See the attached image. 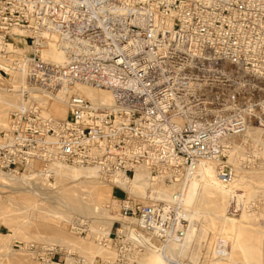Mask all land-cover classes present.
<instances>
[{"label": "built area", "instance_id": "1", "mask_svg": "<svg viewBox=\"0 0 264 264\" xmlns=\"http://www.w3.org/2000/svg\"><path fill=\"white\" fill-rule=\"evenodd\" d=\"M52 45L62 62L45 57ZM0 76L20 79L0 131L1 172H31L35 163L51 176L65 164L109 182L143 171L184 185L167 203L114 180L126 220L104 241L114 257L26 244L36 264H134L142 238L177 262L170 251L190 226L176 209L186 176L207 163L233 180L235 142L255 126L264 132V0H0ZM78 85L105 89L112 102H94ZM61 96L65 118L52 111Z\"/></svg>", "mask_w": 264, "mask_h": 264}, {"label": "rangeland", "instance_id": "2", "mask_svg": "<svg viewBox=\"0 0 264 264\" xmlns=\"http://www.w3.org/2000/svg\"><path fill=\"white\" fill-rule=\"evenodd\" d=\"M0 83L4 86L10 84L8 80H4L2 77ZM14 109L11 107H0V131L8 126V117ZM53 113L59 117L54 111ZM245 139L240 138L235 142L236 157H234V162L231 160L236 169L235 177L231 182L237 181L238 191L232 192L228 190L226 194H208L201 201L200 192H198L199 188L196 186L197 190L193 195L185 202L179 204L178 208H180L182 213L186 212L188 215H195L194 222L198 225L197 235L194 236V241L192 240L188 248L182 251L179 248L180 246L174 245V249H177V251H170L183 263L264 264V181L261 182L250 177L252 171H264V142L255 149L256 142L247 139L244 144ZM36 166L38 169L40 168V164H36ZM38 169L32 172H39L37 171ZM28 172L30 171L21 170L19 175L29 174ZM55 175V173H52L51 176H44L45 178L38 181L35 184L36 186L32 184L29 187V184H25L21 185L22 187L19 186L21 189L19 187L16 188L17 186H0V258L14 249L17 252L29 251L26 245L29 243L50 244L46 241L48 238L53 240L63 232L71 240L66 242H70L75 246L74 252L91 259V252L108 239L114 224L110 226L105 224L104 219L96 217L97 214H92V217H94L90 218L91 215L79 213L83 208H86V210L91 209L90 205L93 204V201L87 197L81 203V201L78 202V197L73 195L66 205L60 199L61 197L57 196L58 193L55 192V185L58 184V179ZM99 180L104 181V183L108 182L103 178H99ZM163 184L171 186L167 183ZM105 185L107 187L108 184H101V186ZM31 187H35L34 192H41L42 194H28L27 190L32 189ZM112 189L116 196L123 195L121 190ZM146 192V189H139L131 194L135 197L153 199ZM236 198H242L240 210L233 205ZM12 200L13 202L17 201L19 204L17 202L13 203ZM108 200L111 202V197H108ZM138 200L143 204L152 202L148 199ZM113 204L114 206L110 209L111 212L118 214L119 221H124L118 213V207L115 206L116 203ZM60 210L65 215H63L65 220L61 219L60 221L51 222L49 213ZM187 220L190 224L191 220L189 218ZM46 225H53L57 229L56 235H53L54 238L49 236L46 239V234L44 233ZM91 226H93V230ZM104 229H109L106 235L105 232L103 233ZM58 230L62 231H59L60 235ZM42 236L43 238L45 237L46 242L42 239ZM77 242L85 243L78 244ZM55 246L63 247L61 243H56ZM158 251L165 256L160 250ZM142 254H147L146 248L139 252L134 264H141L139 260Z\"/></svg>", "mask_w": 264, "mask_h": 264}, {"label": "bare ground", "instance_id": "3", "mask_svg": "<svg viewBox=\"0 0 264 264\" xmlns=\"http://www.w3.org/2000/svg\"><path fill=\"white\" fill-rule=\"evenodd\" d=\"M44 55L47 59H51L56 62H62L64 58L61 50L54 45L46 49L44 51ZM0 82H1V77H0ZM10 83H11V86H8V85L4 86L0 83V107L15 108L18 105L19 95H20L19 94L20 79L17 77H14L10 80ZM77 89L79 93L85 95L86 97H88L94 102H103L106 104H110L112 102L111 93L105 89H96V88H93L90 86H84V85H78ZM66 101H67L66 96H61L60 99H58L55 103L52 104V111H54L61 118H65L67 116L68 108H67ZM263 134H264L263 130L258 126L257 127L255 126L248 131V133L246 134V136H244V138H246V140L249 139L250 141L251 139L252 141L256 142V145H255V149H256V147L258 148V146H260V144L264 142ZM235 149H233L230 153V159L233 162L235 161L234 157H236V152H237V150ZM259 149L261 148L259 147ZM31 166H36V164L32 163ZM52 169H53V172L56 174L55 176L58 179V184L55 185V189H56L55 192L58 193L57 196L58 197L60 196L61 197L60 199L64 201L66 205L68 204V201L70 200V198H72L73 195L74 196L76 195L78 197L77 198L78 202L81 201V203L84 199H86V197L91 199L93 201V204L90 205L91 209L89 208L90 210H86V208H83L82 210L79 211V213L81 212V213L87 214L88 216L91 215L90 218L94 217V216L92 217V214H97L96 217L104 219L105 224L109 226L113 225L116 221H119L118 214L117 215L113 214L110 210L114 206L113 203H115V199L113 197V191H112L113 190L112 183L115 182L116 180L119 181L120 184L126 189H128L131 193L133 191H138L139 189H146L147 191L146 193L149 197H152L154 200H165L167 203L170 201H173L172 199L173 191L180 187L179 185L178 186L177 185L167 186V185H164L162 182L161 183L152 182L151 179L148 178V176L143 171H137L135 176L130 179L118 177L114 179L115 181L114 180L112 182L108 181L106 182L108 184L106 187V185L101 186V184H106V183H104V181L99 180V178L101 177L97 173V171H95L94 169L70 166V165H65V164H54ZM31 172H28L29 174L26 173V174L19 175L20 173H10V172L5 173V172L0 171V186L2 185V187H5V186L10 185L14 187L17 186L16 188H18L19 186L22 187L25 184H29V187H30L32 184L34 185L37 184L38 181L45 178L44 176L47 175L41 172H36V173H33V172L31 173ZM250 174H251L250 177L252 179L254 180L256 179L261 182L264 181V171H252V173ZM186 177H187V184L185 188L186 194L184 192L183 198L179 204L185 202L187 199H189V197L193 195V193L197 190L196 186H198L199 188L198 192H200L201 201L208 194H211V195L212 194L213 195L214 194L215 195L216 194H226L228 190H231L232 192H234L235 190L236 191L239 190L237 181H234V182L230 181L227 183L223 181V179L218 175L215 167L212 164H207V163L200 164L199 167L196 168V170H194L191 174H188ZM185 182L186 181H184V183ZM183 186L184 185H182L181 188H183ZM14 187H11V188H14ZM34 188L35 187H33L30 190H27L28 194H31V195L32 194H35V195L42 194L41 192L40 193L34 192L33 191ZM170 188H172L173 191ZM108 197H111V202L108 200ZM241 199L242 198H236L235 201L233 202V205L238 210H240L242 206ZM178 207L176 209L178 210L179 214L185 219L189 218V220H191L187 237L185 238L183 242L177 244L180 246L181 248L180 250L184 251V249L188 248L194 236L197 235L198 225L196 224V222H194V217H195L194 214L188 215L186 212L182 213L180 208ZM49 215L51 216L50 218L51 222L60 221L61 219H64L63 217L65 216L63 212H61V210L51 211ZM125 221L126 220L122 221L124 225H125L124 223ZM91 229L92 230L94 229L93 226H91ZM44 230H45L44 233L46 234V239L49 236L53 237V235H56L57 233L56 231L57 229H55L53 225H46ZM108 230L104 229L103 233L105 232V235H106V233H108ZM59 231L60 230H58V233ZM60 234L61 233H59V235ZM42 239L45 241V237L43 238L42 236ZM49 240H50L49 238L48 240H46L48 241V243H50L46 245L47 247L53 248L55 247L56 243H61V245L63 246L61 247L62 249L66 250L67 252H74L75 246H73V244H71L70 242H66V241H71L69 240V237L68 235H66V233L62 232L60 236H57L53 240H50V241ZM84 243H78V244H84ZM143 243L146 246L145 248L147 250V254L141 255L140 260H139L141 264H190V263H183L182 260L180 259H178L179 261L174 262V263L169 261L167 257L159 253L158 250L160 249H157L155 247L158 244L156 240L152 241V240H149L148 238L146 239L144 238ZM91 253H92L91 259L98 258V257L112 259L115 254L114 251L111 250L104 243L99 244L94 249V251ZM0 264H36V262L34 261V259H32V254L30 251L23 250V251L17 252L16 249H14L10 251L8 254L0 258Z\"/></svg>", "mask_w": 264, "mask_h": 264}, {"label": "crops", "instance_id": "4", "mask_svg": "<svg viewBox=\"0 0 264 264\" xmlns=\"http://www.w3.org/2000/svg\"><path fill=\"white\" fill-rule=\"evenodd\" d=\"M117 188H114V190H116Z\"/></svg>", "mask_w": 264, "mask_h": 264}]
</instances>
